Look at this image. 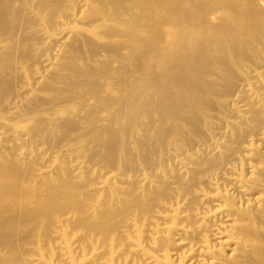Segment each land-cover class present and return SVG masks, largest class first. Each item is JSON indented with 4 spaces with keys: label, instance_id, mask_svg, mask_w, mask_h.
<instances>
[{
    "label": "bare ground",
    "instance_id": "1",
    "mask_svg": "<svg viewBox=\"0 0 264 264\" xmlns=\"http://www.w3.org/2000/svg\"><path fill=\"white\" fill-rule=\"evenodd\" d=\"M0 264H264V0H0Z\"/></svg>",
    "mask_w": 264,
    "mask_h": 264
}]
</instances>
